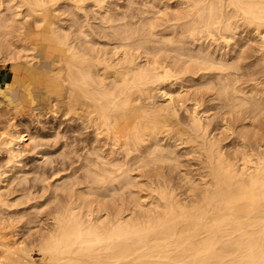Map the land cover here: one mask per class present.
Returning a JSON list of instances; mask_svg holds the SVG:
<instances>
[{
  "label": "bare ground",
  "instance_id": "obj_1",
  "mask_svg": "<svg viewBox=\"0 0 264 264\" xmlns=\"http://www.w3.org/2000/svg\"><path fill=\"white\" fill-rule=\"evenodd\" d=\"M65 1L82 11L92 3L98 23L86 10L83 21L80 13L72 18L76 29L68 32L58 18ZM111 2L0 0V61L13 70L0 83V102L18 109L20 88L41 85L67 93L68 101H60L120 146L122 160L94 171L100 184L119 179L132 187L139 167L174 161L155 168L156 207L136 208L128 218L122 207L106 208L104 216L103 204L96 213L73 203L20 245L7 238L14 232L3 231L10 225L0 223V264H264V0H145V8L129 5L116 13ZM156 90L164 103L153 98ZM164 140L203 155L197 182L194 168ZM12 141L6 134L0 142L10 161L18 152ZM175 169L191 205L176 192ZM5 198L0 193V219ZM37 251L38 263L32 260Z\"/></svg>",
  "mask_w": 264,
  "mask_h": 264
},
{
  "label": "rangeland",
  "instance_id": "obj_2",
  "mask_svg": "<svg viewBox=\"0 0 264 264\" xmlns=\"http://www.w3.org/2000/svg\"><path fill=\"white\" fill-rule=\"evenodd\" d=\"M142 1L145 2V0H136V2H133L131 4V0L129 1L128 0H113L114 4L113 2H111L112 4L110 3V5L108 4L109 5L108 9L110 10L111 13L112 12L116 13L119 10L120 11L126 10V8H128L129 5H132L134 7L137 6V8L135 7L136 9L143 8V7L145 8L146 6L143 4ZM140 2L142 6L140 5ZM60 3L63 6L62 5L58 6L59 7L58 12H61L58 18H60L61 22L63 21V23L65 21L64 24H65L66 29L68 28L67 29L68 32L69 31L71 32V27L73 28L71 24L73 22L71 20L74 16L76 18H79V16L81 15L80 18L82 17V20L80 19V21H83L84 11L89 10L88 12L90 13V10H92V7L91 6L89 7V5L92 4L90 2L86 3V9L84 11L77 9V7H75L71 2L69 3V1L60 2ZM150 9L155 10L152 7H150ZM76 12L77 14L75 15ZM91 13H92L91 15L92 18H94L96 23H98L97 17H99V15H97V13L93 14V10ZM74 28H73V31L76 29ZM36 60L37 59H35V63H37ZM0 66H4L5 68L9 70L10 79L8 80H11L13 76L12 68H10L9 65L4 64V62L2 61H0ZM178 86H179L178 84L175 85V87H178ZM20 90H21L23 99L21 98V101H20L21 106L19 105L18 109H15L14 107L8 105L3 100H1L0 102V142L4 135L9 134L13 138V141L9 146L14 150V154L16 150L18 151L16 154L17 156L15 157L14 155L15 160H13L14 157H12V160L14 161L13 162V161H10L11 158H9L10 155H9L7 146L6 147L1 146V149H0V173L2 174V178L0 180V186H1L0 193H1L2 198L6 196L5 199H9L7 201L8 205L5 206V209L4 207L2 208L4 212L2 213L3 215L1 214L2 219H0V223L10 225L3 229L4 232L7 231V235H8V232H10L7 230L8 228L11 230V232H14V234L12 233L9 234L7 238L12 239V241H14L15 239L16 241H18L19 245L25 244L27 241L32 240L35 237L31 235H35L39 233L38 229L43 231V230H46L47 227L51 225V222L53 224L54 216L56 215V213H58V211L65 209L66 205H68V207L70 206L72 207L71 204L73 203L74 204L76 203L75 205L76 207L77 202H78V206L76 207V210L78 207L80 206L84 207L85 205L84 210L87 208L89 209V211L90 210L95 211L96 213H97V208L99 206H102L103 204V207L100 208L101 209L100 211L98 208V212L102 214L106 212L108 208H110L108 210H111L114 212V210L112 209L113 207L114 209H116L117 207L118 209H120L122 207V209L124 208V211H126L124 213L125 217H128V218L132 216L133 213L137 212V210H140V208H141L140 211H142L144 208L148 210L149 208L151 209L154 207L153 205L155 204V201L158 202V199H159L158 197L159 194H157L158 192L155 190V188H153L154 184H156L155 182L156 177L158 176L156 173V170L158 171V169H155V168H159L163 165L166 166L167 168L170 166V164L173 165L174 161L173 162L170 161V164H169V161L165 163L164 162L157 163L158 167H156L157 165H155L154 168H153V165L139 167L140 169H138V171L136 169L135 172L134 171L132 172L134 175V179H132L134 186L132 187L131 185L130 186L126 185L123 187L119 183V179H115L114 182L112 181L108 183L103 181V184H105L106 186L103 184H100L102 182V180H100L101 176H96V174H93L94 171L102 169V167L106 168V166H108V168L113 167L111 165L112 163L115 164V162H117L118 160L120 159L122 160L123 155L120 150V146L111 142V140L108 139V137L104 133H100L99 129L96 128L95 130V127L88 126V124L84 122L82 119H80L74 112H71L66 107V105L60 101V100H63V102L65 103L68 101L67 93L60 95L61 93L59 94V92H57L56 90H53V91L52 89H50V91L49 89L46 90L42 85L39 87L28 89V92H27V89L20 88ZM184 90L185 89H182L181 96L184 95L183 93L185 92ZM30 98L32 99V101ZM153 98L157 100L158 103H162V102L164 103V98L162 97V95H160L159 92H157V90H156V93H153ZM175 101H176L175 105L179 106L178 100L176 99ZM188 104L190 105L191 103L188 102ZM177 110L179 111L178 113L179 118L181 120H184L187 117V113L185 112V110L180 109V106L177 107ZM211 113L213 115V113H217V110L216 112L215 110L214 111L212 110ZM213 117L216 118L217 114H215V116L213 115ZM215 118H214V122H215L214 126L219 124V123H216L217 119ZM219 118L220 117H218L217 122H219ZM76 119H78V121ZM80 120H82L81 124H80ZM223 129L224 127L221 130L223 131ZM8 130H10L11 133ZM221 130H220V133H221ZM97 131L99 132V134ZM223 133L225 134V131ZM223 133L220 134V138L222 136V140H224L226 144L229 141V139L225 141L226 139L225 137L228 135L229 131L227 130L225 136ZM108 141L110 144H108ZM164 141L166 143L167 140H164ZM167 143H170V145H173L172 147H174V150H176L177 154L179 155L180 160L184 161L185 164H187L185 166H187L190 169L191 167L194 168V172L192 171V174L195 172L197 173V175L193 174V177L197 182L199 180V171L197 170L199 169L201 165V163L199 162H201L203 155L200 156L201 159H199V156L194 153H189L188 155V153H186L188 149V145L186 144L181 145L180 141L175 142V140L174 141L170 140V141H167ZM92 147H95V148H92ZM114 152H116L117 155L114 154ZM181 152H182V155H181ZM100 154H101V157H100ZM118 154H119V157H118ZM96 155L97 157H95ZM109 155H110V158H109ZM8 158L9 160L7 161ZM115 159L117 161H115ZM109 161L110 163L111 162L112 163L109 164ZM19 162H20V165H19ZM105 162L107 163L105 164ZM96 163H98V165H96ZM91 166L93 167L91 168ZM136 168H138V166ZM142 168L143 170H141ZM91 169L93 170L91 171ZM148 170H149V173H147ZM175 171L176 172H174L173 170L172 171L173 173L171 172L173 174L172 177H174V180H172V183L173 184L174 182L177 183L176 187L178 186L179 187L178 188L175 187L176 192L180 191L181 193L179 192V195L182 198L183 197L185 198L186 196L185 193L189 194V190H187V186L186 187L185 185L183 186L184 181H182L179 178V175H181L180 172H178L179 170L175 169ZM143 174H145V176ZM93 177L96 178V180ZM154 178H155V181L153 182ZM178 178L180 180H178ZM11 181L14 183H10ZM88 181H90V184ZM176 183L174 185H176ZM9 185H11L13 188ZM92 185L94 187H92ZM102 185L106 190L102 187ZM156 186L158 185L156 184ZM157 188L158 187H156V189ZM153 190L155 191L153 192ZM4 192H6V195ZM88 192H91V193H88ZM95 192L97 194H94ZM7 193L9 196L7 195ZM90 194H91V197H90ZM87 196H88V202H87L88 204L86 203V200H84L85 198L87 199ZM71 198L74 200H71ZM151 198L153 200H151ZM190 198L192 199V197H189V199L187 200V196H186V203L189 202L191 205L192 200ZM81 199H82V202L80 203ZM90 200H92L93 202ZM16 202H17V205H16ZM109 202H110L109 206L112 204L111 207L107 206L108 205L107 203ZM152 203L154 204L151 205ZM74 204H73V207H74ZM89 204L91 207L89 206ZM156 204H155V207H156ZM134 209H136L135 212H133ZM104 216H105V213H104ZM37 257H39V260L37 259ZM41 258H42V255L40 254L39 251H37L33 255L32 260L38 263Z\"/></svg>",
  "mask_w": 264,
  "mask_h": 264
},
{
  "label": "crops",
  "instance_id": "obj_3",
  "mask_svg": "<svg viewBox=\"0 0 264 264\" xmlns=\"http://www.w3.org/2000/svg\"><path fill=\"white\" fill-rule=\"evenodd\" d=\"M10 79L9 70L4 66H0V83L6 82Z\"/></svg>",
  "mask_w": 264,
  "mask_h": 264
}]
</instances>
